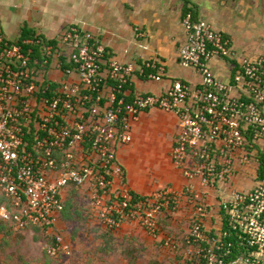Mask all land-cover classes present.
I'll return each instance as SVG.
<instances>
[{
    "label": "built area",
    "instance_id": "obj_1",
    "mask_svg": "<svg viewBox=\"0 0 264 264\" xmlns=\"http://www.w3.org/2000/svg\"><path fill=\"white\" fill-rule=\"evenodd\" d=\"M182 24L187 42L180 49L181 64L197 74L199 83L178 82L164 95L137 94L133 102L127 101L125 91L137 66L108 58L106 46L93 33L71 26L57 48L45 46L41 61L33 58V49L25 48L41 44L39 40L13 42L0 31V193L10 203L0 209L4 220L18 230L52 229L62 210V191L87 186L91 217L111 231L138 224L156 239L162 215L176 216L190 204L191 227L181 264H264V57H234L231 40L191 14ZM66 50L73 67L64 69ZM49 58H56L69 78L54 89L46 79ZM215 59L237 60L234 82L215 75ZM146 65L156 68L157 60ZM159 69L163 74L164 68ZM149 77L160 80L159 74ZM154 109L179 118L173 164L186 178L199 179L203 190L223 186L224 224L217 233L207 231V195L193 185L148 196L127 191L117 200L114 190L123 187L125 174L116 148L132 142L134 123ZM30 134L36 135L32 150L27 149ZM255 147L263 156V173L255 171L256 185L230 188L238 168H248L256 158ZM165 246L181 248L171 236L165 237ZM47 253L70 256L72 248L56 235Z\"/></svg>",
    "mask_w": 264,
    "mask_h": 264
},
{
    "label": "crops",
    "instance_id": "obj_2",
    "mask_svg": "<svg viewBox=\"0 0 264 264\" xmlns=\"http://www.w3.org/2000/svg\"><path fill=\"white\" fill-rule=\"evenodd\" d=\"M256 3L260 2L238 0L237 4L229 6L227 0H0V31L13 42L18 41L24 31L34 32L47 41L60 40L71 26L93 33L106 46L108 58L137 66V72L125 91L127 100L133 101L137 94H162L174 80L193 85L199 83L197 74L183 67L179 61L180 49L187 42L182 24L187 9H193L199 21L210 23L217 31L224 33L231 40L234 57L242 58L257 47L260 33L264 31L259 15L256 14L258 18L251 16L250 5ZM244 4H249V8L245 10ZM137 30L142 36H138ZM156 57L165 63L167 75L159 81L141 78L138 74L141 64ZM54 59L57 62L56 58L50 60L46 79L57 87L69 78L58 68ZM64 59L69 60L68 54ZM211 65L218 78L234 82L239 69L237 60L215 59ZM178 134L179 118L176 115L159 110L142 114L134 124L133 141L116 148L118 161L126 170L127 186L134 193L148 196L166 189L184 191L193 185L197 193H206L210 212L205 227L209 233H217L224 224L220 203L225 195L218 186L217 189L203 190L199 179L186 178L183 170L173 164L171 152ZM253 152L255 156L257 154L256 158L248 168H238L230 188L250 189L256 185L258 178L255 171L259 169L260 174L263 173V156L257 147ZM66 190L68 188L62 191V198L66 196ZM191 212L192 206L185 204L173 216L177 218L174 221L178 220L183 226L180 231L186 229L183 235L180 231H174L173 235L166 231V213L160 218L163 231L157 239L138 224H125L119 231L110 234L113 235L112 239L116 235L133 238L140 248L154 247V243L164 247L165 235H169L185 247L191 227ZM25 261V264H46L40 258H27Z\"/></svg>",
    "mask_w": 264,
    "mask_h": 264
},
{
    "label": "rangeland",
    "instance_id": "obj_3",
    "mask_svg": "<svg viewBox=\"0 0 264 264\" xmlns=\"http://www.w3.org/2000/svg\"><path fill=\"white\" fill-rule=\"evenodd\" d=\"M255 1L260 3L250 5L251 16L258 14L264 27V0ZM227 2L229 6H234L238 0H227ZM248 5L244 4L245 10L249 8ZM260 37L257 47L250 53L244 54L246 57H264V31L260 33ZM69 53L66 50V54ZM54 61L57 65L55 59ZM218 188L223 189V186L218 185ZM66 191V196L62 198L64 204L62 217L60 216L57 225L50 233L49 230L39 228L36 230L32 227L23 231H14L9 223L2 221L0 216V264H25L27 258H40L45 260L46 264H176L173 252L160 244L154 243V247L140 248L134 243L133 238L127 239L116 235V238L112 239L113 235L111 236L103 228L102 222L90 217L91 198L87 186L80 188L71 186ZM7 204V200L0 193V209L2 205ZM168 213L164 217L167 220L166 223L164 222L166 224L164 228L173 235L174 231L178 233L183 226L178 220L174 221L176 217ZM185 231L184 228L180 234L183 235ZM56 235L63 236L70 244L72 247L70 256L53 258L48 255L47 249Z\"/></svg>",
    "mask_w": 264,
    "mask_h": 264
},
{
    "label": "trees",
    "instance_id": "obj_4",
    "mask_svg": "<svg viewBox=\"0 0 264 264\" xmlns=\"http://www.w3.org/2000/svg\"><path fill=\"white\" fill-rule=\"evenodd\" d=\"M188 14H191L192 16H193V19L195 20V21H199L198 19H196L195 18V16H194V13H193V9H191V8H189V9H187V11H186V15H188ZM138 33H141L140 31H138ZM33 40V41H37V40H39L40 41V43L41 44H33V45H30V46H25V48H26V50L27 49H29V48H31V49H33V51H34V53H33V58H35V59H39V60H41V61H43V58H45V56L43 55V50L45 51V46H48V45H52V46H54L55 48H57L58 46H57V44H58V42H57V40H55V41H47V39H45L44 37H42V36H38V35H36L34 32H29V31H24L23 32V35H22V37L18 40V42H20V43H22L23 41H25V40ZM52 58H49V61L51 60ZM154 60H157V67L156 68H153V67H151V68H148L147 67V65H146V63H148V61H145L144 63H142L141 65L142 66H140V65H138V66H140L139 68H141V69H143L144 70V75L143 76H141V78H144V79H146V80H153V79H150V75L151 74H155V75H160V80H162L166 75H167V69H166V65H165V63L159 58V57H156V58H154ZM61 61H62V66H63V68L65 69V68H69V67H73L72 66V64L71 63H69L67 60H65L64 59V57L61 59ZM179 61H180V63H181V58H180V56H179ZM160 67H163L164 68V72H163V74H160ZM138 72H140V69H138ZM155 81V80H154ZM157 81H159V80H157ZM178 82H181V83H188V84H191V83H189V82H184V81H181V80H174V82L172 83V85H171V87L170 88H172L176 83H178ZM110 84H113V82H110ZM52 85V87H53V89L55 88V85H53V84H51ZM169 88V89H170ZM168 89V90H169ZM168 90H166L165 92H163L162 94H160V95H155V94H150V95H153V96H161V95H164ZM146 95H149V94H146ZM134 99H135V97H134ZM133 99V100H134ZM128 101V100H127ZM128 102H133V101H128ZM154 110H158V109H154ZM150 111H152V110H148V111H146V112H150ZM159 111H161V110H159ZM145 112V113H146ZM163 112V111H162ZM164 113H166V112H164ZM144 114V113H143ZM169 114V113H168ZM137 123V122H136ZM135 124V123H134ZM133 128H134V125H133ZM36 138V135H34V134H30V135H28V141H29V143H30V147L29 148H27V149H29V150H32L33 148H32V144L34 143V139ZM132 141H133V131H132ZM116 159H117V161H118V157H117V154H116ZM58 162L59 163H61V159H60V155L58 156ZM118 163H119V161H118ZM120 164V163H119ZM120 166L122 167V169H123V171H124V174H125V180H124V185H123V187H121L120 185L119 186H117L116 185V189L114 190V192L115 193H118L119 194V198L117 199V200H122L123 199V195H124V193L125 192H130L131 194H133V195H135V196H141V195H139V194H137V193H134L133 191H131L129 188H128V186H127V183H126V170H125V168L123 167V165L122 164H120ZM262 170H263V166H262ZM71 186H74V187H77V188H80V187H83V186H78V185H71ZM71 186H68L67 188H69V187H71ZM4 198H5V200H7V198L4 196V195H2ZM113 196V200H114V196L115 195H112ZM60 198H61V200H62V210H61V213H60V216L62 217V214H63V211H64V204H63V199H62V194H61V196H60ZM7 202H8V204H10L9 203V201L7 200ZM6 205L7 207H9V205ZM3 206V205H2ZM60 216H59V218H60ZM90 216V215H89ZM91 217V216H90ZM2 218V217H1ZM2 221L3 222H5L6 224L7 223H9L11 226H12V229L14 230V231H23V230H18V229H16V227H15V224L14 223H12V222H8V221H6V220H4L3 218H2ZM125 225V224H124ZM123 225V226H124ZM102 226H103V228L107 231V232H109V233H114V232H117V231H119L121 228H119V229H117V230H115V231H111V230H109L107 227H105L103 224H102ZM161 226V225H160ZM29 228H31V227H29ZM32 228H34V229H38L37 227H32ZM28 229V228H27ZM161 229H162V227H161ZM163 231V230H162ZM162 235V232L160 233V236ZM159 236V237H160ZM165 236H169V235H165ZM64 238V237H63ZM65 240V239H64ZM235 241V240H234ZM55 242H56V236L54 237V240H53V242H52V244L51 245H54L55 244ZM65 242H66V240H65ZM237 243V242H236ZM167 250H169V251H171V252H173V254H175V257H176V261H177V264H181L182 262H183V260H184V251L186 250V247L187 246H185V247H182L181 246V248L179 249V250H172V248H170V247H166L165 246V244L163 245ZM49 255V254H48ZM50 256V255H49ZM61 256H65V255H59V256H57V257H53V258H59V257H61ZM51 257V256H50ZM48 262V261H47Z\"/></svg>",
    "mask_w": 264,
    "mask_h": 264
}]
</instances>
